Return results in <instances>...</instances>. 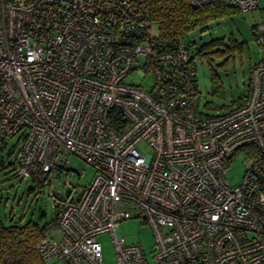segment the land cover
I'll list each match as a JSON object with an SVG mask.
<instances>
[{"label": "built area", "instance_id": "1", "mask_svg": "<svg viewBox=\"0 0 264 264\" xmlns=\"http://www.w3.org/2000/svg\"><path fill=\"white\" fill-rule=\"evenodd\" d=\"M154 24L145 0H0V140L18 135L17 175L50 185L73 172L68 154L94 169L37 251L104 264L97 236L109 233L116 264H150L115 233L138 218L152 230L153 264H264V60L242 103L208 114L188 44ZM253 32L264 44V23ZM238 152L245 168L231 185Z\"/></svg>", "mask_w": 264, "mask_h": 264}, {"label": "rangeland", "instance_id": "2", "mask_svg": "<svg viewBox=\"0 0 264 264\" xmlns=\"http://www.w3.org/2000/svg\"><path fill=\"white\" fill-rule=\"evenodd\" d=\"M261 23H264V0H259L257 7L252 10H236L230 15L199 26L184 37L189 52L194 56L197 84L202 100L200 107L204 112L221 114L244 100L248 92L250 68L252 64L264 60V45H261L252 33V27ZM157 31L155 23L153 32ZM220 37H223L227 44L230 41L236 42L235 46L224 54H218L225 48L224 45L209 46L203 53L197 52L201 44ZM224 59V66L218 65ZM210 65L215 68L222 82L220 94H212L210 91ZM134 78L136 76H129L128 80ZM20 145L18 135L9 138L4 145L0 140V196L6 200L8 209L16 214V219L20 217L26 220L32 217L37 220L38 215L43 214L41 225L49 223L48 234L57 237L60 231L53 221L56 216V202L64 200L69 192V199L78 198L90 182L94 169L80 157L68 154L67 166L69 171L73 172L62 174L59 181H52L50 185H35L28 179L14 175L16 165L14 157ZM244 158V153L238 152L230 160L225 174L229 184L235 185L241 181L245 168ZM2 161L5 164L11 162L12 164L1 168ZM115 233L117 236H124L127 242L139 243L149 263H154L152 250L154 242L148 224L142 223L138 218H130L121 221ZM97 240L101 245L103 263L116 264L112 236L109 233H102L97 236ZM45 263L68 264L55 258L46 259Z\"/></svg>", "mask_w": 264, "mask_h": 264}, {"label": "trees", "instance_id": "3", "mask_svg": "<svg viewBox=\"0 0 264 264\" xmlns=\"http://www.w3.org/2000/svg\"><path fill=\"white\" fill-rule=\"evenodd\" d=\"M145 2L152 21L157 24V33L162 38L181 37L184 39L189 32L199 26L238 10L221 1L198 7H193L189 0H145ZM255 26L252 27L253 34ZM234 43L236 42L230 41L227 44L223 37L215 38L201 44L197 52L203 53V50L209 46L224 45L225 48L218 53L224 54L235 46ZM224 63L225 59L218 65L223 67ZM209 74L211 93L220 94L222 82L215 68L211 65L209 66ZM4 143L5 141H3V145ZM16 156L17 152L14 157V165L16 164ZM11 164L12 162L5 164L2 161L1 168ZM14 170V175L17 176L16 165ZM44 177V175H39L37 178L28 180L34 182L35 185L43 186ZM5 203L6 200L0 196V264H46L45 259H42L37 251V244L44 233L49 231L50 224L41 225L40 220L43 214L38 215L37 220L32 217H28L26 220L20 217L16 219V214L8 209ZM62 204L61 200L56 202V216L53 220L55 225Z\"/></svg>", "mask_w": 264, "mask_h": 264}]
</instances>
